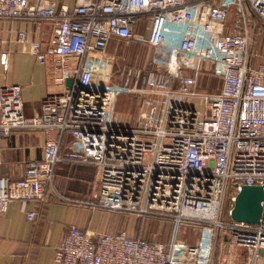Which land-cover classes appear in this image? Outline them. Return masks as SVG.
<instances>
[{
  "label": "built area",
  "instance_id": "obj_1",
  "mask_svg": "<svg viewBox=\"0 0 264 264\" xmlns=\"http://www.w3.org/2000/svg\"><path fill=\"white\" fill-rule=\"evenodd\" d=\"M1 18L53 23L46 46L25 31L16 41L63 91L27 117L21 87L0 86V135L40 130L46 138L42 158L25 163L19 180L0 175V214L12 201L42 199L58 163L89 164L98 170L94 207L170 221L171 234L157 242L70 226L56 263L214 264L222 251L220 264H264V61L251 47L264 30V0H88L73 9L0 0ZM143 18L145 38L134 32ZM112 39L145 43L148 68L127 65L117 76ZM203 74L220 82L217 92L195 90ZM123 95L143 97L133 126L120 124ZM64 136L75 150L60 153ZM243 185L263 190L256 224L230 219Z\"/></svg>",
  "mask_w": 264,
  "mask_h": 264
},
{
  "label": "crops",
  "instance_id": "obj_2",
  "mask_svg": "<svg viewBox=\"0 0 264 264\" xmlns=\"http://www.w3.org/2000/svg\"><path fill=\"white\" fill-rule=\"evenodd\" d=\"M29 1L35 3L37 0ZM43 1H55L57 7L73 9L88 0ZM143 21L146 22V18L138 21L134 32L145 38ZM52 29L51 21L38 23L0 19V54H6L5 65H0V86L16 84L21 87V99L27 117L40 112V102L45 95L61 92L63 87L51 82L48 67L39 65L35 57L28 53V46L17 43L16 35L18 31H25L28 38L46 46L52 37ZM116 43L119 40H110V48L107 50L114 52ZM139 44L147 46L142 42ZM253 44L252 50L258 55ZM258 61H264V49L263 57ZM217 82L220 88V82ZM197 85L195 90L200 91ZM45 140V134L40 130H14L8 135H0V175L10 180H19L25 163L42 158ZM75 148L76 141L64 136L60 153ZM97 172L94 165L60 162L54 171L53 188L46 189L42 199L9 203L7 210L0 214V264H60L54 260L55 250L62 234L70 226L97 235L121 231L127 233L128 214L103 210L91 203ZM30 211L36 213L33 221L27 219Z\"/></svg>",
  "mask_w": 264,
  "mask_h": 264
},
{
  "label": "rangeland",
  "instance_id": "obj_3",
  "mask_svg": "<svg viewBox=\"0 0 264 264\" xmlns=\"http://www.w3.org/2000/svg\"><path fill=\"white\" fill-rule=\"evenodd\" d=\"M142 24L145 26L146 23ZM140 36H142V34H140ZM253 45L258 51L257 60H261L264 49V30H259V32L256 34ZM114 46L115 44L113 47ZM107 48L109 49L110 45ZM115 48L114 52L113 50H109L108 52L114 57V65L117 76L127 65L145 67L146 69L148 68V63L151 56V49L148 46L141 45L138 41L127 42L124 40H119V43H116ZM197 84L198 89L201 92H217L219 89L217 80L206 74H203L199 77ZM142 99V96L134 97L129 95H123L119 98L116 108L120 115V124L133 126L136 123H139L137 116L143 110ZM126 216L129 221V231L127 232L128 235L132 237L140 236L149 241L157 242H166L169 239L171 234L170 221L161 218H139L135 217L134 215ZM187 239L193 242L195 239L194 233L187 235ZM242 252V250L237 249L234 253L237 263H242L244 261V254ZM222 256V251H218L214 264H220L219 260Z\"/></svg>",
  "mask_w": 264,
  "mask_h": 264
},
{
  "label": "water",
  "instance_id": "obj_4",
  "mask_svg": "<svg viewBox=\"0 0 264 264\" xmlns=\"http://www.w3.org/2000/svg\"><path fill=\"white\" fill-rule=\"evenodd\" d=\"M71 82L72 80L68 78L65 86L69 88ZM262 198L263 190L260 186L243 185L235 196L230 210V219L235 222L256 224L261 213Z\"/></svg>",
  "mask_w": 264,
  "mask_h": 264
}]
</instances>
